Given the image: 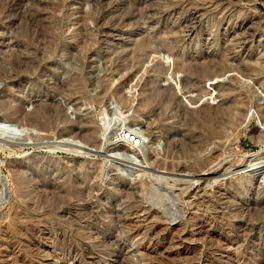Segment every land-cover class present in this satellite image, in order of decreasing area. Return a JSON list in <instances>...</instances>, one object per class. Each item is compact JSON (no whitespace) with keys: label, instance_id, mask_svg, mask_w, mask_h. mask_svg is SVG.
I'll return each instance as SVG.
<instances>
[{"label":"rangeland","instance_id":"1","mask_svg":"<svg viewBox=\"0 0 264 264\" xmlns=\"http://www.w3.org/2000/svg\"><path fill=\"white\" fill-rule=\"evenodd\" d=\"M117 1L108 0L105 8ZM136 4L134 20L117 13L106 18L104 28L113 31L114 42L96 43L104 34L90 18L93 0H0V118H18L15 123L24 125L14 139L0 134V264L264 261V166L249 178L247 190L241 184L239 192L229 187L213 197L202 193L195 217L183 215L174 198H165L162 209L152 204L164 192L161 184L149 192L154 199L137 198L142 178L150 183L176 172H165L143 154L127 157L116 150L121 141L115 135L127 117L146 130L142 148L158 152L157 160L176 161L186 143L201 156L214 150L221 180L249 176L252 167L240 164L242 159H264V143L258 141L264 131V0ZM188 16L196 22L186 23ZM162 64L175 65L174 73L159 71ZM205 65L220 72L215 82L194 79ZM227 107L248 116L240 138L228 137V124L225 137L203 140L208 116ZM111 159L128 167L119 170ZM81 185L82 192L71 193ZM139 204L162 214L144 221L142 211L139 218L116 220ZM168 212L177 219L169 220ZM243 220L240 233H247L232 238ZM153 221L164 225L155 234L149 230ZM165 226L174 230L161 236Z\"/></svg>","mask_w":264,"mask_h":264},{"label":"bare ground","instance_id":"2","mask_svg":"<svg viewBox=\"0 0 264 264\" xmlns=\"http://www.w3.org/2000/svg\"><path fill=\"white\" fill-rule=\"evenodd\" d=\"M108 0H93L94 3V8H96V11L90 14V18L94 21L95 25L99 28L100 32L104 34V37H102L101 39H99V41H96V43L99 42H103V43H109V42H114L113 36L114 33L112 30L110 29H106L104 28V23L106 22V18H108V16L113 13H117L116 17L118 16L119 19L121 18H127V20H132L133 18H135L134 16H139V13L137 11V15H135L134 9H137V2L141 1V0H121L117 1L114 5H113V9L112 8H105V3H107ZM129 3V4H128ZM112 3H109L108 5H111ZM132 4V7H135L131 10L128 9V5ZM128 6V7H127ZM139 11V10H138ZM125 12V13H124ZM140 12V11H139ZM114 15V14H113ZM193 15V14H192ZM114 17V18H116ZM197 19V18H196ZM196 19L194 21V18H190V16L187 17L186 19V23L188 24H192L194 22H196ZM116 20V19H115ZM134 20V19H133ZM112 21V20H111ZM194 21V22H193ZM114 24V23H113ZM115 25H113L114 27ZM112 27V26H111ZM97 28V29H98ZM102 28V30H101ZM120 30V29H119ZM119 32V31H118ZM119 35H123V33H118ZM52 35V34H51ZM122 38V37H121ZM101 40V41H100ZM82 43V42H81ZM53 44V42H52ZM57 44V42H54V45ZM92 44V43H91ZM89 44V45H91ZM53 45V46H54ZM122 46V45H121ZM140 45L136 46L135 50L139 51ZM134 51V50H133ZM160 51V50H159ZM158 51V52H159ZM157 51H151L150 53H156ZM121 53V52H120ZM146 55V54H145ZM142 54V58L145 56ZM148 55V54H147ZM152 55V54H151ZM138 56V55H137ZM155 57V55H153ZM124 57V56H123ZM151 57V56H150ZM139 60V61H138ZM137 63L142 64V61L140 59H138ZM144 62V59H142ZM194 64V63H193ZM188 66V65H187ZM186 67V69H189L188 66ZM214 66V65H213ZM216 67V66H215ZM222 67V66H221ZM172 69L173 73L175 71V65H173V68L170 66V68L165 67L164 64H162L161 66H159V71L164 72L166 71V73H169V71ZM220 70V69H219ZM220 72H218L217 69H212L211 66L209 65H205L202 67V69L200 71H197L196 77L194 79H198V78H207V79H211L213 80L215 78V76H217ZM220 75V74H219ZM192 79V78H191ZM193 81V80H192ZM213 82H215L213 80ZM213 82H211L210 84H212ZM107 91V90H106ZM106 93V92H105ZM171 94V93H170ZM212 95V93H210ZM172 97V95H171ZM211 97V96H210ZM104 98V97H103ZM151 99V98H150ZM151 104V103H149ZM232 108V107H231ZM230 107H227L225 109H222L221 114L213 116L212 114L210 116H208L207 120L204 122L206 125V134L202 137L203 140L205 141H209L212 140L214 138H223L225 137V131L224 128L227 127L228 124L231 125V128L233 130V133L231 135H229V138H232L233 140H238L240 138V134H241V130H239V128L242 126V124H244V122L247 120L248 116L245 112V110H243V112H239V114H235L232 109ZM152 111V110H151ZM156 111V110H153ZM220 112V111H219ZM51 113V112H50ZM155 113V112H154ZM157 116V115H156ZM43 117V116H42ZM159 117V116H158ZM127 117H124L121 122L118 124V126L115 128V135H117L118 137L120 136V141L121 143L119 144V149L116 150H125L124 153H126L127 157H132L133 156H142V154L144 155V159L145 161H150L151 158H155V160H153L154 164L155 162H157L156 166L161 168V169H166V170H171L176 172L174 175L176 176H170V177H166V176H161L160 178H155L150 179L149 182L147 183L146 181L144 182V180H142L139 176V179H141V184H140V192H141V197H137L138 199L140 198V200L146 201L148 199H154L153 196L155 195H151L149 196V192H152L153 190H156L157 192L160 189V185H163L162 189L164 190L163 193L157 194V199L159 197L158 200H156L154 203L152 202V204L154 205H159L160 209H162V206H165V198H167V200L174 198L175 200L179 201V204L181 205L180 208L182 207V212H180L183 215H186L188 212H190V214H195L197 212H193L192 210L198 205V202L200 200L199 195L202 193H209L212 197L217 193L220 192V190L222 188L228 189L229 187L234 188L235 191L239 192V189L237 188V185H241L243 187V190H247L248 187L250 186L248 182H250L251 177H253V175L259 171H261V169L264 166V159L260 158V157H255L254 158H243L242 161L240 162V164L243 162L245 163V165L248 163L249 165L245 166V167H252L250 170V175L249 176H243L241 178L238 179H234V177H227L226 179L221 180L220 178H218L217 175V171L215 168V161L216 158L215 152L214 150L209 151L206 155L205 153H203V155L205 156H201L200 152L197 151V149H193L190 147H187L186 143L182 144V147L180 149H178V151L176 152V154L174 155V158H176V161H172L167 163L166 161H161V160H157V155L159 154L158 152L154 151V152H145V150L142 148L143 147V143L145 141V137H146V130H143L141 127H139V123L133 121V122H128ZM46 119V118H45ZM60 119V118H58ZM57 119V120H58ZM15 122H19L18 118H0V134H2V136H7L10 137L12 139H14L16 136H19V132L22 131V129L24 128V125H22V122L20 121L19 123H15ZM41 122V121H40ZM227 122V124H226ZM46 123V122H45ZM49 123V122H48ZM82 123V122H81ZM24 124V123H23ZM33 124V123H31ZM41 123H39L40 126ZM43 124V122H42ZM79 124V123H78ZM48 125V124H45ZM55 125V124H54ZM82 125V124H81ZM24 130V129H23ZM46 130V129H45ZM89 130H93L94 132V128L90 127L88 128L87 131ZM105 131V130H104ZM79 132V131H78ZM127 135H130L129 137L127 135H125V133H127ZM83 134V133H82ZM88 134V133H87ZM84 136V135H83ZM132 136V137H131ZM6 137V138H7ZM87 137V136H86ZM89 138V137H87ZM131 138V139H130ZM133 138V139H132ZM228 139V138H227ZM9 140V139H8ZM89 140V139H87ZM153 140V139H152ZM230 140V139H229ZM155 141V140H154ZM258 141L259 142H263L264 143V131L261 132V134H259L258 137ZM5 145V144H4ZM17 146V145H15ZM19 147V146H18ZM173 151V150H172ZM170 157V156H169ZM256 161V162H254ZM146 162V163H148ZM152 162V164H153ZM111 163L113 166H115L117 169H124L126 167H128L127 165H124L120 162L114 161L111 159ZM104 164V163H103ZM10 165V164H9ZM16 164H13V166ZM102 165V164H101ZM105 165V164H104ZM103 166V165H102ZM102 166L98 167L100 169H102ZM244 167V169H246ZM94 168V167H93ZM97 168V169H98ZM144 169V168H143ZM163 169V170H164ZM94 170V169H93ZM103 170V169H102ZM166 170H164L166 172ZM242 170V169H241ZM97 171V170H96ZM141 171V170H140ZM144 172V170H143ZM262 172V171H261ZM96 173V172H95ZM141 173V172H140ZM145 173V172H144ZM143 173V174H144ZM172 174V172H170ZM211 174L212 176H208V177H204V176H197L196 174L199 175H206V174ZM148 174V173H147ZM146 174V176H147ZM226 174V173H225ZM228 174V172H227ZM150 175V174H149ZM151 177V176H150ZM186 177H189L187 180ZM139 181V180H138ZM77 184V183H76ZM178 187V188H177ZM177 188V190H176ZM73 189V190H72ZM230 189V188H229ZM71 193L75 194V193H80L83 191V186H79L78 189L71 188ZM162 191V190H161ZM168 193V194H166ZM29 194V193H28ZM58 194V193H56ZM50 195V194H49ZM136 195V194H135ZM209 195V196H210ZM220 195V194H219ZM39 196V195H38ZM37 196V197H38ZM44 198V194L42 195ZM68 196V195H67ZM66 196V197H67ZM128 196V195H127ZM131 197V195H129ZM58 197V195L56 196ZM71 197V196H70ZM127 197V198H130ZM134 197V196H132ZM156 197V196H154ZM41 198V196H40ZM54 198V197H53ZM73 198V197H72ZM65 199V197H64ZM69 199V198H67ZM156 199V198H155ZM215 199V198H213ZM37 200V199H36ZM45 200V198L43 199ZM48 199H46L45 201H47ZM52 201V200H50ZM58 201V199H56V202ZM63 201V200H62ZM174 201V200H173ZM61 202V201H60ZM67 202V201H66ZM71 202V201H70ZM213 202V201H212ZM52 203V202H51ZM54 203V202H53ZM68 203V202H67ZM72 203V202H71ZM35 204V203H34ZM43 204V203H41ZM36 205V204H35ZM48 205V204H47ZM140 205V204H139ZM152 205V206H154ZM205 205V204H204ZM216 205V204H215ZM40 206V205H38ZM60 206V205H59ZM63 206V205H62ZM167 206V205H166ZM206 206V205H205ZM158 207V206H157ZM18 208V207H17ZM41 208V207H40ZM71 208V207H70ZM198 208V206H197ZM208 208V207H206ZM214 208V207H213ZM216 208V207H215ZM39 209V208H38ZM135 209V208H134ZM160 209L157 210H152V207L150 206H146L145 204L140 205L138 208H136L135 210L132 209V211H128L126 216L124 215L122 217V215H115L116 216V220L122 222V219H124V217H130L131 215L133 216H139L140 212H144V215L141 216L140 218H142V220L144 221H149L150 217L157 216L160 213ZM230 209V208H229ZM209 210V209H208ZM177 211V210H176ZM181 211V209L179 210ZM211 211V210H210ZM199 213V212H198ZM21 214V212H20ZM162 214V212L160 213ZM170 217H172V219L169 218V220H175L177 219V215L175 216L174 213H167ZM178 215V217L181 219L180 223H185V221L182 220L183 215ZM211 214V212H210ZM22 215V214H21ZM91 215V214H90ZM201 215V214H200ZM163 216V215H161ZM165 216V215H164ZM192 217V216H191ZM197 217V216H196ZM33 218V217H32ZM70 218V217H69ZM87 218V216H86ZM133 218V217H132ZM161 218V217H160ZM168 218V217H167ZM24 219V218H23ZM92 219V218H91ZM95 219V218H94ZM152 219V218H151ZM190 219V218H188ZM187 219V220H188ZM49 220V219H48ZM70 220V219H69ZM86 220V219H85ZM162 219H160L161 221ZM166 220V219H165ZM168 220V219H167ZM158 221V220H157ZM159 221V222H160ZM246 220H243L241 223H239V230H236V236L234 234L235 237L232 238H236L238 239L239 236H241L240 231L241 229L244 227V224L247 222H245ZM18 222V221H17ZM38 222V221H37ZM152 222V220L150 221ZM154 222V221H153ZM123 223V222H122ZM155 224H152V226L149 228L151 234H155L156 231L159 229H161L160 227L164 226L161 224H159L158 222H154ZM168 223V222H167ZM38 224V223H37ZM164 224V223H163ZM248 224V223H247ZM251 224V223H250ZM45 225V224H44ZM124 225H126V220H124ZM150 225V224H149ZM29 226V225H28ZM246 226V225H245ZM251 226V225H250ZM33 227V226H31ZM253 227V226H252ZM24 228V227H23ZM164 228V227H163ZM33 229V228H31ZM30 229V231H31ZM40 229V228H38ZM50 229V228H49ZM253 229V228H252ZM29 230V229H28ZM174 230V228L165 226L164 229L160 230L159 232L162 231L161 236H165V235H170L172 233V231ZM177 230V229H176ZM254 230V229H253ZM103 230L101 229L100 232H102ZM243 231V230H242ZM251 231V230H249ZM20 232V231H19ZM99 232V231H97ZM192 232V231H191ZM235 232V231H234ZM247 233V231H245ZM245 232L244 235H245ZM194 233V232H193ZM242 233V234H243ZM261 233H262V238L264 240V229H261ZM69 234V233H68ZM101 235V234H99ZM244 235H242L244 237ZM249 235V234H248ZM71 236V235H70ZM151 236V235H150ZM9 238V237H8ZM11 238V237H10ZM28 238V237H27ZM92 238V237H91ZM164 238V237H163ZM242 238V237H240ZM2 240V239H1ZM71 242V241H70ZM156 242V241H155ZM158 242V241H157ZM11 243V242H10ZM17 243V242H16ZM13 245V244H12ZM82 245V244H81ZM263 246H264V242H263ZM6 247V246H5ZM34 247V246H33ZM67 249V248H66ZM35 250V249H34ZM67 251V250H66ZM68 253H71L70 251H68ZM211 253V252H210ZM73 254V253H72ZM74 256V255H73ZM91 256V255H90ZM262 257V256H261ZM94 259V258H93ZM258 259V258H257ZM261 259V258H260ZM264 259V258H263ZM262 260V259H261ZM259 260V261H261ZM258 262V260H255V262ZM263 261V260H262ZM256 262V263H257ZM264 262V261H263ZM261 262V263H263ZM260 263V264H261ZM31 264V263H30Z\"/></svg>","mask_w":264,"mask_h":264},{"label":"water","instance_id":"3","mask_svg":"<svg viewBox=\"0 0 264 264\" xmlns=\"http://www.w3.org/2000/svg\"><path fill=\"white\" fill-rule=\"evenodd\" d=\"M126 134V133H125ZM128 136V135H127ZM132 137V136H131ZM131 139V138H130ZM133 139V138H132Z\"/></svg>","mask_w":264,"mask_h":264}]
</instances>
